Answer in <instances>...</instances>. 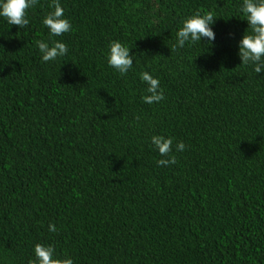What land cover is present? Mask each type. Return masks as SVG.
Returning <instances> with one entry per match:
<instances>
[{
    "label": "trees",
    "instance_id": "trees-1",
    "mask_svg": "<svg viewBox=\"0 0 264 264\" xmlns=\"http://www.w3.org/2000/svg\"><path fill=\"white\" fill-rule=\"evenodd\" d=\"M52 3L24 28L0 19V264H29L37 243L73 264H264V75L236 55L242 0H59L68 53L42 63ZM206 12L212 45L173 51ZM113 40L135 55L125 76L106 65ZM153 135L175 164L157 167Z\"/></svg>",
    "mask_w": 264,
    "mask_h": 264
},
{
    "label": "clouds",
    "instance_id": "clouds-1",
    "mask_svg": "<svg viewBox=\"0 0 264 264\" xmlns=\"http://www.w3.org/2000/svg\"><path fill=\"white\" fill-rule=\"evenodd\" d=\"M37 3L38 0H0V19L8 25L24 28L28 24L26 10L35 7ZM52 9L42 19V25L48 30L49 39L47 42L44 40L36 42L42 63L55 61L68 53L67 45L59 40H53L52 37L68 33L72 26L69 20L63 17L59 0H53ZM239 11L248 28V34L243 33L236 45L239 65L246 69L251 68L256 75H264V0H242ZM214 20L212 12L195 13L184 18L175 32L172 50L200 43L202 39L211 46L215 40V34L211 29ZM134 57V54L130 55L128 46L113 40L107 46L105 62L120 76H125L133 68ZM138 79L144 85L145 94L141 96L143 103L151 105L164 99L158 78L150 73L141 72L138 74ZM149 144L161 157L156 161L157 167H168L176 163L175 157L170 154L173 151L172 137L153 135L149 138ZM174 150L183 152L185 145L182 142H176ZM47 230L51 233L56 232L55 226L51 223ZM29 264H73V261L71 258L58 259L51 245L37 243L32 247V259Z\"/></svg>",
    "mask_w": 264,
    "mask_h": 264
}]
</instances>
